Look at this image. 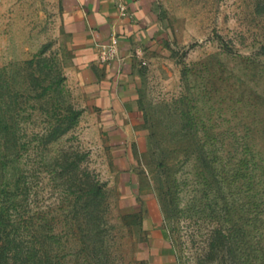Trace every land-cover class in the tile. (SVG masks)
Instances as JSON below:
<instances>
[{
	"label": "rangeland",
	"instance_id": "rangeland-1",
	"mask_svg": "<svg viewBox=\"0 0 264 264\" xmlns=\"http://www.w3.org/2000/svg\"><path fill=\"white\" fill-rule=\"evenodd\" d=\"M158 9L116 141L58 0H0V210L34 264H264V0Z\"/></svg>",
	"mask_w": 264,
	"mask_h": 264
},
{
	"label": "crops",
	"instance_id": "crops-1",
	"mask_svg": "<svg viewBox=\"0 0 264 264\" xmlns=\"http://www.w3.org/2000/svg\"><path fill=\"white\" fill-rule=\"evenodd\" d=\"M125 1L130 16L120 15L116 0H58L91 103L116 141L140 121L133 84L136 56L164 34L158 0ZM114 38L118 40L116 57L101 62L97 42L109 43Z\"/></svg>",
	"mask_w": 264,
	"mask_h": 264
},
{
	"label": "trees",
	"instance_id": "trees-1",
	"mask_svg": "<svg viewBox=\"0 0 264 264\" xmlns=\"http://www.w3.org/2000/svg\"><path fill=\"white\" fill-rule=\"evenodd\" d=\"M9 199L8 195L0 210V264H34L29 240L16 232L14 214L6 203Z\"/></svg>",
	"mask_w": 264,
	"mask_h": 264
},
{
	"label": "built area",
	"instance_id": "built-area-1",
	"mask_svg": "<svg viewBox=\"0 0 264 264\" xmlns=\"http://www.w3.org/2000/svg\"><path fill=\"white\" fill-rule=\"evenodd\" d=\"M117 7L121 16H130V10L125 0H116ZM97 54L98 59L101 62H109L114 59L117 55L118 40L117 38L112 39L111 42H97Z\"/></svg>",
	"mask_w": 264,
	"mask_h": 264
}]
</instances>
